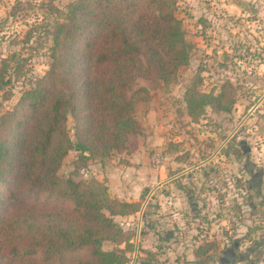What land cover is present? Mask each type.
<instances>
[{"label":"rangeland","instance_id":"rangeland-1","mask_svg":"<svg viewBox=\"0 0 264 264\" xmlns=\"http://www.w3.org/2000/svg\"><path fill=\"white\" fill-rule=\"evenodd\" d=\"M72 1L0 0V68L6 61L3 77L9 81L0 92V116L48 71L47 31ZM172 2L188 46L187 63L166 81L157 74L136 80L134 88L149 92L133 110L141 131L108 157L78 159L75 119L68 114L72 146L57 175L94 180L118 201L149 185L137 213L113 217L125 236L131 234L132 247L101 244L103 251L124 249L127 264H264V0ZM187 90L223 93L231 109L205 107L194 120ZM129 165L130 172H122ZM151 181L157 186L152 194ZM36 205L49 211L65 207L44 198ZM65 258L87 260L89 250Z\"/></svg>","mask_w":264,"mask_h":264},{"label":"trees","instance_id":"trees-1","mask_svg":"<svg viewBox=\"0 0 264 264\" xmlns=\"http://www.w3.org/2000/svg\"><path fill=\"white\" fill-rule=\"evenodd\" d=\"M47 34L48 71L0 116V264H127L124 249L101 244L132 247L113 217L137 213L140 202L112 199L94 180L57 175L72 146L66 118L75 119L78 159L124 149L141 131L134 106L149 95L134 88L136 80L157 74L166 81L188 61L181 22L172 0H73ZM5 63L0 92L9 83ZM184 99L194 120L205 107L229 112L232 104L223 93L187 90ZM41 198L66 209L40 210ZM84 248L89 259L66 261Z\"/></svg>","mask_w":264,"mask_h":264},{"label":"crops","instance_id":"crops-1","mask_svg":"<svg viewBox=\"0 0 264 264\" xmlns=\"http://www.w3.org/2000/svg\"><path fill=\"white\" fill-rule=\"evenodd\" d=\"M135 150V149H134ZM138 151H139V147H137L136 148V151H132V152H130V155L128 156V157H130V156H133L134 154H136V153H138ZM130 168H133V166H131V165H129L127 168H126V170L125 171H123L122 170V172H130V171H128V169H130ZM135 168V167H134ZM136 171V170H135ZM108 172H110V171H108ZM182 174V172H179V173H173V174H171L170 176H168V177H170V178H168L167 179V182L169 181V182H171V180L172 181H174L175 179H177L178 178V176L179 175H181ZM123 177H126V175L124 176L123 175ZM133 183H135V182H133ZM142 183V182H141ZM146 187H149V185H141L140 186V189L142 190L141 191V193H140V190L139 191H135L134 192V196L132 197V199H130V197H126V198H124V200L125 201H132V202H137L138 200H139V197L143 194V191H144V188H146ZM155 188H157V186L155 185V182H152L151 181V190H148V193H153L154 191L153 190H155ZM150 191V192H149ZM165 197L166 196H168L169 195V193L168 192H164L163 191V193H162Z\"/></svg>","mask_w":264,"mask_h":264}]
</instances>
